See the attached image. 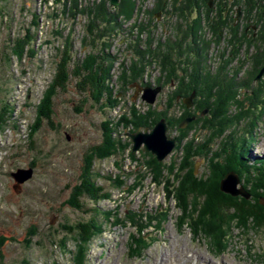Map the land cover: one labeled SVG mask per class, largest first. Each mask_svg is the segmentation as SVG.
Instances as JSON below:
<instances>
[{"label": "rangeland", "instance_id": "1", "mask_svg": "<svg viewBox=\"0 0 264 264\" xmlns=\"http://www.w3.org/2000/svg\"><path fill=\"white\" fill-rule=\"evenodd\" d=\"M78 1L83 5L100 0ZM104 1L110 8L109 0ZM255 2L256 9L262 7L260 13L264 21V0ZM155 3L156 0H145L142 9L149 10ZM60 12L61 2L53 3L52 0L44 3L43 0H0V107L10 110L0 125V264H77L73 257L78 250H81V264H264L262 228L253 227L250 222L246 227L231 222L223 238L224 246L213 247L209 242L211 238L190 227V224L197 226L194 221L197 213L191 209L199 210L202 197H194L198 202L191 206L193 196L187 194L188 207L184 208L181 203L177 204V194H165V185L169 184L172 189L176 187L178 177L183 178L186 169L192 170L196 177L208 176L210 163L206 153L216 148L218 139L204 140L200 154L190 153L191 150L186 148L191 137L194 138L191 142H201L206 134L208 125L203 116L207 111L195 112L200 116L199 122L188 129L178 145L175 138L177 128H166V136L175 142L170 152L157 161L163 169L155 174L158 176L156 180L151 169L136 164V161L142 164L150 156L154 157L149 152L139 149L130 152L134 159L128 158L127 151L103 159L93 158L90 165L92 181L108 193L107 199L92 201L81 196L75 200L76 207L70 205L73 188L80 182L83 155L89 154L90 148L101 141V122L111 120L114 123L119 115L127 116L132 106L139 112L148 108L160 112L164 109L165 95L170 91L167 82L157 83L160 70L155 62L146 63L139 78L147 81L148 86L160 87L153 104L141 100L139 93L132 98L134 88L131 81V86L129 83L122 86L119 78L122 63L128 65L133 58L136 62L141 58L140 52L137 56V50L133 51L135 47L131 48L134 44L129 41L134 33L130 29L126 32L127 26H134L133 19L138 23L152 20V36L156 39L177 35V31L173 27V32L171 28L175 22L172 15L159 13L156 20L145 11L139 12L125 22L123 28L122 18L119 19L121 26L114 35L103 37L108 41L107 50L115 59L109 71L108 87L116 105L109 107L103 97L99 101L93 99L88 85L77 86L80 79L72 74V65L84 54L96 52L100 46L99 40L94 43L81 40L83 36L87 38L84 28L88 17L78 13L72 18V13ZM102 21H97L98 27L102 26ZM176 22L182 25L179 18ZM27 34L31 35L28 49L24 48L17 57L11 53V45L16 38H24ZM148 34L151 35L144 31L138 36L141 49L146 45ZM200 35V40L208 37L207 32ZM68 40L71 47L65 85L54 88L49 115L35 121L36 108ZM222 45L215 43L205 50V67L212 73L220 66ZM240 48L239 53L233 54L240 60L243 58L237 75L235 70L240 65L239 60L221 71L230 74L233 70L232 76L236 75L237 79L242 78L245 69L249 68L247 57L253 52ZM135 82L139 83L138 79ZM243 105L247 107L248 103ZM230 109L236 113L238 106L231 105ZM179 110L175 106L167 114L176 115ZM261 117L249 130L252 139L249 140L247 156L244 155L249 163L251 158L264 156V115ZM188 123L190 121L184 125ZM238 126L236 136L247 137L245 129ZM133 131L135 129L130 125L119 124L112 136L121 143L128 140L130 147L125 133ZM183 150L188 156L183 155ZM180 158L181 162L186 158L185 168L169 173L166 166L173 162L177 167ZM16 168L31 169L30 177L18 191L12 189L13 179L9 174ZM118 174L122 175L119 177L121 183L114 181ZM242 183L246 189L250 187L249 183ZM237 184L240 185L239 181ZM49 219L53 221L49 222ZM89 219L96 221L99 230L86 244L77 245L76 225ZM133 237L140 241L135 246Z\"/></svg>", "mask_w": 264, "mask_h": 264}, {"label": "trees", "instance_id": "2", "mask_svg": "<svg viewBox=\"0 0 264 264\" xmlns=\"http://www.w3.org/2000/svg\"><path fill=\"white\" fill-rule=\"evenodd\" d=\"M45 1L46 0H43V3ZM52 1L53 3L61 2V14L62 12H68L69 15L72 13L73 16L71 17L74 18L76 14L79 13L88 17L84 28V34H86L87 38L83 36L81 40L83 42L88 39L90 43L99 40L100 46L96 52L84 54L81 59H78L76 61L77 63L72 65V74L80 79L76 82L77 86L83 87V85H88L91 96L95 101H99V99L103 97L104 103L109 107H113L116 105V102L115 98L112 97L113 94L111 89L108 87V80L111 77L109 71L115 59L114 55L107 50L109 46L108 41L103 37L108 38L114 35L116 32L115 30L119 29L121 26L119 19H128L131 16L133 11V0H118V4L114 8H109L104 0H100L96 3L89 2V4L83 5H80L78 0ZM256 3L257 2H255V4ZM160 6L165 7L164 0H157L156 8ZM261 8L262 7H259L257 11L260 12ZM172 11L179 16L183 15L182 8H180L178 4L172 6ZM51 15L54 17L57 16L55 13ZM98 20H103L101 27L97 25ZM133 25H135V23ZM262 25V27H264V21H262ZM142 29H144V25L141 23L138 24L135 34L136 43L131 47L132 49L135 47L133 51L137 50L135 53L137 56L140 52V61L136 62L134 61L135 58H133L132 62L128 65L122 63L121 74L119 75L122 86L137 79L141 84L147 85V81L143 82L139 78H141L146 63L151 64L152 62H155L160 70L157 83H170L172 80L175 81V84L178 82V86L176 85L166 97L164 109L160 112L153 111L149 108L143 112H139L132 106L129 108L127 116L122 114L119 115L114 123H112L111 120H104L101 122L103 128L101 141L90 148L89 154L83 155L80 182L73 188L69 201L70 205L76 207L78 204L75 200L81 196H86L92 201L107 199L108 193L104 192L101 186L94 185L92 181L90 165L93 158L103 159L117 152L123 153L127 151L128 158L134 159L133 155L130 154L128 140H123L121 143L112 136V133L115 132L116 125H130L131 129H136L139 126H151L162 117L165 118L167 127L172 128L175 126L177 128L178 123L183 118V114L176 119L172 115L168 116L167 112L173 109L176 95H184L193 91L198 98L195 108L199 111L202 107L208 109L207 115L203 116V120L205 124L208 125V129H206V134L201 142H191L194 139L191 137L187 141L189 145H187L186 148L191 150L190 153L195 152V154H200L204 147V143L202 145V142L209 138H217V146L213 151L206 153L207 161L210 163V167H208L210 169L208 171V176L196 177L192 170L186 169V174H183L184 179L178 177L177 185L173 187L174 190L169 184L165 185L164 183L165 194H177L176 197L179 201L177 204L179 205L181 203L184 208L188 207L187 194L193 196L191 206H194L198 202L194 197H202V202L200 206H198L199 210L191 209L197 213L194 218L197 226L190 224V227L191 230H200L202 234L211 238L208 239L213 247L222 248V246H224L223 238L227 230H229L231 222H236L237 225L243 227H246L247 222H250L251 226L264 230V205L260 204V200L264 195V159H258L255 163H249L245 160L244 156H247L248 142L252 139L249 130L252 129L255 117H251V114H253V112L255 114L253 108H257L256 105L261 101L259 94H257V92H261L262 89L259 86V82H256L252 87H250V84L253 76L260 68L264 57V28L256 36V41H254L256 49L251 56L249 68L246 70V77L241 79L238 84L232 82L231 79L226 80L223 77V72L211 74L205 67L206 45L199 42L201 35L197 33V27L193 28L190 32H180V36L171 42H169V40H165L164 42L158 41L153 47L151 46L152 38L148 35L146 38V45L141 49L138 43V36ZM55 33L58 34L59 32L55 31ZM213 34L215 35L214 28ZM30 38V34L25 35L24 38H16L13 45H11V53L19 57L24 48L28 49ZM239 38L241 39H239L238 46L244 37ZM186 39H189V41H186ZM64 44L66 48L63 49V55L55 64L52 80L45 89L42 99L36 108L35 121L40 119L41 116L47 117L49 115L51 111L49 106L50 97L54 93V88L63 87V84L65 85L68 76L66 66L67 63L70 62L68 53L71 44L69 40L68 43ZM146 57H148L149 60H146ZM226 63L223 64L222 67H225ZM179 86L181 88H179ZM236 87H243V89L248 90V92L243 94L241 100L235 98L237 93ZM245 101L248 103L247 107L243 105ZM231 105L238 106L236 113H231ZM8 112H10L9 108L0 107V125L5 121V114ZM199 118L200 117L196 116V118L183 129L177 128L179 131L178 135L175 137L177 145L179 139L181 137L183 139L186 136L188 129L199 122ZM240 121H244L242 129H245L247 137L246 135L240 137L236 136ZM206 125L203 127H206ZM183 155L186 157L188 153L185 151ZM181 159L182 158H180V163L177 167H175L173 162L171 165L168 164L166 166L167 168L165 167L169 173L180 172L185 168L186 158L183 159L182 162ZM136 162V164L141 167L144 166L151 169L154 173V180H156L155 177H158L155 174L163 169L162 164L155 161V158L152 156H150L148 161H143L142 164L138 163V161ZM229 170H233L240 186L250 194L248 199L241 196H230L218 190V181ZM119 177H122V175L118 174L114 178V181L121 183L122 180H120ZM241 181L249 183L250 187L246 189V186H244L245 184ZM76 226L78 230L75 237L77 245L86 244V241L99 230L98 224L92 219L85 221V223H78ZM138 231H140V229ZM133 241L132 243L135 246L139 239L133 237ZM80 254L81 250H78L73 257L77 264H81Z\"/></svg>", "mask_w": 264, "mask_h": 264}, {"label": "flooded vegetation", "instance_id": "3", "mask_svg": "<svg viewBox=\"0 0 264 264\" xmlns=\"http://www.w3.org/2000/svg\"><path fill=\"white\" fill-rule=\"evenodd\" d=\"M144 1L145 0H133L132 1L133 2L132 14L128 19L122 20V28H123V25L125 24V22H127L128 20H131L139 12L145 11V13L147 15L151 16L152 18L155 16L154 18H156V20H158V14L161 13V14L172 15L175 17L174 18L175 22L171 25V28L173 29V27H174V29L177 31L175 34H177V35L172 34L171 36L166 35V36H162L161 38L158 37L157 39L153 38L152 30H151L152 24H150L152 22V20H147V21L145 20L143 22L138 23L136 21V19H133L134 20L133 24L135 23V25L134 26L128 25L126 28V32L130 29L134 33L133 35L129 34V35L133 36V38L130 39L129 42L133 43V44L136 43L135 34H136V30L138 28V24H140V23L142 25H144V29H142L141 33H143L144 31H148L151 33V35L150 34H148V35H150L152 38L151 39V46L152 47L155 46L156 42H158V41L164 42L165 40H169V42H171L172 40H174L175 38H178L180 36V32H182V31L190 32L193 28L197 27V33L199 35L202 33H206V32L208 33L207 38L201 39L199 41L200 43H204L206 45V49L215 45V43H218L219 45H220V43H223V45H222L223 46L222 47L223 54L221 52V54L219 56L220 66L218 67V70H215L213 73L209 70V72L211 74H216L218 72H221L222 69H226V66H228L229 64L233 65L234 63H237V60H239L240 65L237 66V68L235 70V74H236L239 67H242V65H243V58H242V60H240L237 57H233V54L235 52L239 53V50L241 49L240 47H243V49L245 48V49L252 50L253 51L251 53V56H252L253 53L255 52V49H256V45L254 42V41H256V36L264 28V27H262L263 25H262V21L260 19V17L262 18V15L260 14V12L257 11V9L255 7L254 0H176V1L175 0H164L165 7L160 6V7H158L159 9L156 8L157 7V0H156L155 5L151 6V8L149 10L142 9V4ZM176 4H178V6L180 8H182V13H183L182 16H179L178 14H176L172 11V6H176ZM146 9H148V8L146 7ZM154 11L156 12L155 15H154ZM178 18H179V20H181L182 25L180 24V22H176V19H178ZM213 28L215 29V35L213 34ZM174 29H173V32L175 31ZM141 33L139 34V36L141 35ZM223 34H226V36L224 37ZM239 37H244V39L241 40L240 45L238 46L239 39H241ZM186 41H189V39H186ZM251 56L247 57V59L249 61L246 64H248V66L250 65V62H251L250 61ZM244 58H245V56H244ZM263 59H264V57H263ZM225 63H226L225 67H222V65ZM247 69H245L244 74H243L242 78H240V79L236 78L237 74L235 76H232L233 70L231 71L230 74L227 73L226 71H224L223 77L226 80L231 79L232 82H235L236 84H238V82H240L241 79L246 77V70ZM255 75L253 76L251 83L253 82L255 85L256 82H259V86L262 89H261V92H257V94H259V98L261 99V101L259 102V105H256L257 108L256 107L253 108V110L255 111V114H254V112H253V114H251V117H255V119L253 121L254 123L262 115H264V72L259 76L258 79H255ZM143 82H146V81H143ZM177 83L175 84V81H172V80L170 81V83H168V85H170V91H168V93L165 95V98L176 87ZM131 84H138L141 87L151 88V86L141 84L140 82L137 83V82H135V80L132 81ZM131 84H130V86H131ZM158 84L160 85V83H158ZM254 85L250 84V87H252ZM179 88H181V87L179 86ZM236 90H237L236 91L237 93H236L235 98L238 100H241L243 98L242 97L243 94L245 92H248V90L243 89V87H241V88L236 87ZM240 90H242L241 93H239ZM158 92H160V90ZM158 92H157V94H158ZM197 101H198V98L195 96L193 91H190L189 93L184 94V95H176L174 98L173 104H174V107L176 106V108H179L180 110H179L178 114L175 115L174 113H172L170 115L174 116V118L177 119L181 114H183V118L192 117L190 122L193 121L196 118V116H198V114L201 113L202 111L208 112V109L206 107H202L201 110L198 112V114L195 116V114H196L195 112L198 110L195 108ZM245 103H247V101H245ZM230 111L232 113V110H230ZM168 116H169V114H168ZM198 117H200V116H198ZM164 121H165L166 128H167V122H166L165 118H164ZM243 122L244 121H240L238 125L242 126L244 124ZM179 124H180V122L178 123V125ZM178 125H177L178 129H183L187 124L181 128H179ZM253 126H254V124H253ZM144 127H147V126H144ZM144 127H142V128H144ZM139 128L142 129L141 126H139ZM178 129H177L175 136L178 135V133H179ZM165 133H166V130H165ZM125 134H127V133H125ZM248 146H249V142H248ZM247 153H248V147H247ZM258 159H264V156L260 157V158H251L250 161L255 163L256 161H258ZM13 183H14V181H13ZM21 184L22 183H20L18 185V187L15 188V190L13 188L12 189L14 191H18L21 187ZM237 186H239V185H237Z\"/></svg>", "mask_w": 264, "mask_h": 264}, {"label": "water", "instance_id": "4", "mask_svg": "<svg viewBox=\"0 0 264 264\" xmlns=\"http://www.w3.org/2000/svg\"><path fill=\"white\" fill-rule=\"evenodd\" d=\"M109 6H117L118 0H109ZM264 72V59L261 67L258 69L255 79H258L259 76ZM134 87L132 98H134L138 93L141 100L145 101L148 104L154 102L157 92L160 90L159 86L156 87H141L138 84H132ZM192 117H185L180 121L178 125L179 128L183 127L184 124L190 121ZM166 124L164 118H159L152 127H144L140 129L139 127L135 131L127 133L126 136L130 140L129 150L131 153L140 149L141 151L149 152L154 155L156 161H161L164 156H166L171 148L174 145L175 140L173 138L167 137L166 133ZM31 175L30 168H16L14 171L10 172L14 183L12 188L15 190L20 183H23ZM232 179V180H231ZM237 176L233 172H226L222 179L219 180L218 189L224 194L230 196H242L243 198L248 197V193L239 185L237 186ZM260 204H264V197L261 198ZM52 219H49V222H52Z\"/></svg>", "mask_w": 264, "mask_h": 264}]
</instances>
